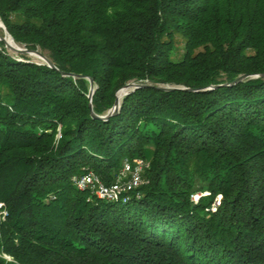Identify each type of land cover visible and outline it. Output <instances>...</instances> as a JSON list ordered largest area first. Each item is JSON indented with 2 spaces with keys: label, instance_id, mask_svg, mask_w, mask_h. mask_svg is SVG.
I'll return each mask as SVG.
<instances>
[{
  "label": "trees",
  "instance_id": "trees-1",
  "mask_svg": "<svg viewBox=\"0 0 264 264\" xmlns=\"http://www.w3.org/2000/svg\"><path fill=\"white\" fill-rule=\"evenodd\" d=\"M0 19L55 66L0 41V264H264V0H0ZM89 79L99 117L144 87L104 121ZM135 159L139 200L73 182Z\"/></svg>",
  "mask_w": 264,
  "mask_h": 264
},
{
  "label": "built area",
  "instance_id": "built-area-1",
  "mask_svg": "<svg viewBox=\"0 0 264 264\" xmlns=\"http://www.w3.org/2000/svg\"><path fill=\"white\" fill-rule=\"evenodd\" d=\"M148 167L141 160H137L135 165L126 163L121 175L110 186H106L93 173H87L81 177L73 179L76 187L81 191H88L100 200L123 204L128 203L130 194L132 195L142 184H145L143 172Z\"/></svg>",
  "mask_w": 264,
  "mask_h": 264
},
{
  "label": "water",
  "instance_id": "water-1",
  "mask_svg": "<svg viewBox=\"0 0 264 264\" xmlns=\"http://www.w3.org/2000/svg\"><path fill=\"white\" fill-rule=\"evenodd\" d=\"M1 28L4 30L6 37H1L0 36V41H3L6 45V48L12 52H14L15 54H23V55H28V56H32V57H36L40 60V62L45 63L47 66L51 67V68H55V66L53 65V63L45 56L43 55L39 50L36 51H29L27 49H21L18 48L13 40V38L9 35L7 29L5 28V26L3 24H1ZM7 35L10 38L12 43H9V41L7 40ZM65 76V75H64ZM69 76H73V77H78L81 78V76H75V75H69ZM260 77V76H258ZM261 77L264 78V75H262ZM245 79H247V76H241L237 82H242ZM90 82V91H89V95H88V99L90 100V109L91 111L93 110V106H92V99H93V95L95 93V85L92 79H89ZM144 86L141 85H137V84H129L126 87L123 88V90L121 91V97L125 96L128 93V90L132 89V88H142ZM161 90L164 91H176V90H181L180 88H161ZM189 92H192L193 90H189V89H183ZM133 91V90H132ZM121 107V99L117 98L114 107L110 110V112L108 113V115L104 116V117H99L97 115L94 114V112L92 111V117L93 119H100V120H104L107 121L110 117L116 115L119 113Z\"/></svg>",
  "mask_w": 264,
  "mask_h": 264
},
{
  "label": "rangeland",
  "instance_id": "rangeland-1",
  "mask_svg": "<svg viewBox=\"0 0 264 264\" xmlns=\"http://www.w3.org/2000/svg\"><path fill=\"white\" fill-rule=\"evenodd\" d=\"M0 22H1V24H3L2 23V21H1V19H0ZM4 25V24H3ZM0 32H1V34L2 35H0L1 37H6V35H5V32H4V30L1 28V26H0ZM3 42V41H2ZM16 44V43H15ZM16 46L18 47V48H21L20 46H18L17 44H16ZM21 49H24V48H21ZM12 52V51H11ZM14 53V52H13ZM28 56V55H27ZM28 57H30L32 60H34V61H37V62H40V60L38 59V58H36V57H32V56H28ZM254 78H258L257 76L256 77H254ZM129 84H135V83H129ZM129 84H127V85H129ZM126 85V86H127ZM125 86V87H126ZM169 88V87H168ZM174 88V87H173ZM137 89H140V88H132V89H130V90H128V93L125 95V96H123V97H121L122 95H121V91L123 90V88L122 89H120L117 93H116V97L117 98H120L121 99V102H122V100L125 98V97H127L129 94H131V93H134ZM95 90H96V87H95ZM133 90V91H132ZM117 98H116V100H117ZM60 138V135H58L57 136V139H59ZM139 160V159H138ZM136 161H137V159H135V160H133V161H125L124 163H123V168L121 169V171H120V173H119V175H121V173L123 172V169H124V166H125V164L126 163H129L130 165H135V163H136ZM143 163H145V164H147L145 161H143V160H141ZM148 165V167L145 169V171L143 172V178H144V173L146 172V170L149 168V164H147ZM93 173V172H92ZM94 174V173H93ZM118 175V176H119ZM118 178V177H117ZM117 180V179H116ZM147 182H145V184H146ZM144 184H142L140 187H139V189L140 188H142V186H143ZM139 189H137L133 194H135L136 196H134V198H136L137 200H139V199H141V194L140 193H138V191H139ZM209 194L208 193H204V194H197V195H195V196H193V201L194 202H198V200L202 197V196H208ZM97 198V197H96ZM133 197L131 196V194H130V197H129V201H128V203L131 201V199H132ZM100 200V199H99ZM103 201V200H102ZM221 201H222V196H218L217 197V199H216V206L218 207V206H220V204H221ZM118 203H120V204H123V203H121V202H118ZM127 204V203H126ZM124 205V204H123ZM212 211L213 212H216V207H213L212 208Z\"/></svg>",
  "mask_w": 264,
  "mask_h": 264
},
{
  "label": "bare ground",
  "instance_id": "bare-ground-1",
  "mask_svg": "<svg viewBox=\"0 0 264 264\" xmlns=\"http://www.w3.org/2000/svg\"><path fill=\"white\" fill-rule=\"evenodd\" d=\"M0 26H1V22H0ZM7 40L9 41V43H12L8 35H7Z\"/></svg>",
  "mask_w": 264,
  "mask_h": 264
}]
</instances>
